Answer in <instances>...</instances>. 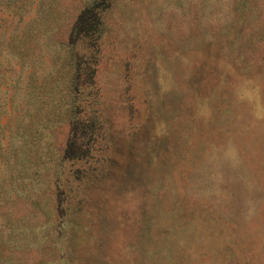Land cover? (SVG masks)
<instances>
[{"label":"rangeland","instance_id":"1","mask_svg":"<svg viewBox=\"0 0 264 264\" xmlns=\"http://www.w3.org/2000/svg\"><path fill=\"white\" fill-rule=\"evenodd\" d=\"M0 264H264V0H0Z\"/></svg>","mask_w":264,"mask_h":264}]
</instances>
